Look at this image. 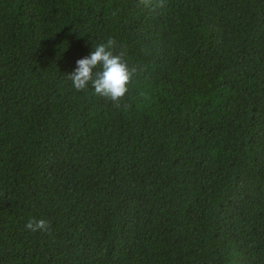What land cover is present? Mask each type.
<instances>
[{"label": "trees", "instance_id": "16d2710c", "mask_svg": "<svg viewBox=\"0 0 264 264\" xmlns=\"http://www.w3.org/2000/svg\"><path fill=\"white\" fill-rule=\"evenodd\" d=\"M0 264H264V0H0Z\"/></svg>", "mask_w": 264, "mask_h": 264}, {"label": "clouds", "instance_id": "9594fccd", "mask_svg": "<svg viewBox=\"0 0 264 264\" xmlns=\"http://www.w3.org/2000/svg\"><path fill=\"white\" fill-rule=\"evenodd\" d=\"M140 4L150 6L155 11L164 7L165 0H140ZM126 57V47L119 46L115 38L109 37L106 42L97 44L89 56L76 61L77 66L67 75L68 79L72 81L76 91H83L91 84L95 95L106 98L116 108L123 107L127 111L130 104H121V101L129 92L134 78L143 69L130 64ZM25 227L33 232L51 233V222L42 218H30Z\"/></svg>", "mask_w": 264, "mask_h": 264}]
</instances>
